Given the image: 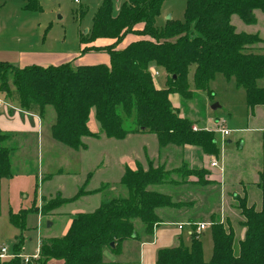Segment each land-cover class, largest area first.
Returning <instances> with one entry per match:
<instances>
[{
    "label": "trees",
    "instance_id": "1",
    "mask_svg": "<svg viewBox=\"0 0 264 264\" xmlns=\"http://www.w3.org/2000/svg\"><path fill=\"white\" fill-rule=\"evenodd\" d=\"M162 1L126 0L112 14L110 1L104 0L93 18L89 35L82 36L80 41L109 39L106 44L82 48L85 52H106L107 64L71 66L70 62H64L18 67L0 62V93L29 112L41 114L46 106H51L52 138L73 150L86 148L84 136L122 139L129 133L147 132L155 134L159 149L167 145H192L217 156L213 132L206 131L204 126L193 130V122L173 107L170 95L189 97L188 74L192 68L197 89L206 88L220 73L234 77L243 87L251 114L255 106L264 105V84H259L264 78V47L261 53L248 51L247 46L256 43L258 37L235 31L230 21L231 15L236 14L244 23H254L253 9L264 13V0H185L183 19H169L165 27L158 28L154 21ZM129 34L139 38L118 47ZM152 65L164 71L163 87H156ZM92 108L99 125L96 132L87 126ZM126 120L130 122L128 126ZM6 138L7 133L0 131V181L11 173L9 148L2 144ZM173 173L179 179L173 181L177 184L190 174L203 182L206 171L184 165L165 170L162 165L153 167L151 162L146 170L139 164L135 169L125 166L118 182L125 194L103 193L97 208L71 217L63 235L42 240L38 252L40 264L48 259L61 260V264H106L104 250L117 253L121 242L137 238L134 219L146 236H151L153 228L162 221L160 210L177 205L171 194L152 186L164 184ZM85 183L71 197L59 193L43 197L40 206L32 209L46 215L52 208L83 194L102 192V187L107 185L85 190ZM257 186L261 195L259 209L254 204L247 205L245 195L238 198L244 233L237 246L233 228L225 227L217 212H213L208 221L212 241L208 261L203 259L200 234L192 225L189 244L157 249L154 264H264L263 176ZM189 221L193 223L192 219ZM12 253L19 254V249ZM16 255L1 264H32Z\"/></svg>",
    "mask_w": 264,
    "mask_h": 264
},
{
    "label": "rangeland",
    "instance_id": "2",
    "mask_svg": "<svg viewBox=\"0 0 264 264\" xmlns=\"http://www.w3.org/2000/svg\"><path fill=\"white\" fill-rule=\"evenodd\" d=\"M103 1L0 0V42L1 45L8 47L6 59H9V63H13L18 54L17 51L32 49L41 53L39 56L30 55V59L37 60V64L40 65L64 62H70L71 66L107 64L109 56L106 52L101 50L85 52L82 48L93 44L103 45L108 43L109 39L100 37L93 41L85 40L84 43L80 41L82 36L89 35L93 18ZM108 1L111 3L112 14H115L126 0ZM184 10L185 0H163L159 14L155 17V26L163 28L169 19L181 21ZM253 13L255 22L252 24L244 23L236 14L231 15L230 21L235 31L255 34L258 37L259 40L248 45L247 50L261 53L264 47V13L260 9H253ZM136 38L139 36L129 34L118 47ZM14 65L18 66V64ZM192 71L193 69L190 68L188 74L189 97L171 94L173 99L171 100L178 102L174 106L179 110V114L191 120L192 126H195L197 130L204 126L206 131L213 132L218 153L217 156H212L218 158V167L210 168L216 172L219 170L220 187H210L211 194L208 196L211 205L219 201L221 212H223V206L229 209L228 215L225 216L218 211L216 216L225 227L230 226L233 230L235 229V236L237 233L238 237L242 228L240 221L243 218L238 207L242 188L257 191L255 184L262 176L264 177V105L255 106L251 114L246 104L243 87L236 83L234 77L227 78L220 73L208 82L206 88L197 89L192 80ZM151 72L156 87H163L166 78L164 71L152 65ZM259 84H264V78L259 80ZM0 96L11 99L1 93ZM90 110L92 112L89 111V113L93 116V108ZM53 118L52 107L46 106L42 111V120L48 122L51 119L50 122H52ZM221 120L225 121L229 129V133L225 136L221 135L216 125L217 121ZM124 123L128 126L130 122L126 120ZM6 133H8L7 138L2 144L9 148L11 173L9 177H4L0 181V246H5L9 253L19 249V254H12L20 259L22 254L32 255L36 252L42 240L60 236L66 229L65 213H68L67 208H69L67 206H80L77 203L60 205L41 216L32 208L40 206L42 189L45 198L56 195L57 190L62 196L69 197L74 195L87 180L85 190L86 187L107 184L102 187V192L87 194L124 195L125 190L118 185V179L125 168L119 163L121 156L136 157L137 153H143L138 160L145 166L144 157L147 162L149 154L157 145L155 134L147 132L131 134L125 141H118L115 138L99 140L94 138L88 142L86 149L79 150H73L55 141L50 137L49 130L44 128L41 131L31 130L22 134L11 131ZM141 145H143L142 148ZM186 146L194 147L192 145L165 146L172 148L171 151H163L160 154V156L167 154L164 160L165 166L192 161L193 158L184 153L183 148ZM163 156L158 160L160 163L163 161ZM203 164L205 163L202 162ZM40 174L43 184L40 181ZM54 189L56 192H52ZM227 189L234 190L232 191L234 196L229 193L226 202L224 196L227 195ZM201 190H204V187ZM49 192L52 193L48 194ZM255 195L258 196L259 201V191L255 192ZM257 198L252 199L256 201ZM98 199L100 198L94 197V203L99 201ZM81 200L82 198L78 199V201ZM91 209L93 206H88L85 211H91ZM210 220L209 217H202L201 221H204L208 228L199 235L205 261L209 260L212 251L208 223ZM48 223L51 224L48 225ZM134 224L137 230L140 229L136 219ZM189 230H191L189 224H184L182 230L172 229L173 232L182 235L184 246L190 242V236L187 234ZM167 237H169L168 233ZM178 244L173 242L171 245ZM235 244L237 246V238ZM120 256L118 252L115 253V258L118 259ZM7 259L9 258L0 259V264ZM41 260L38 256L28 262L40 264ZM45 264H61V260L48 259Z\"/></svg>",
    "mask_w": 264,
    "mask_h": 264
},
{
    "label": "crops",
    "instance_id": "3",
    "mask_svg": "<svg viewBox=\"0 0 264 264\" xmlns=\"http://www.w3.org/2000/svg\"><path fill=\"white\" fill-rule=\"evenodd\" d=\"M7 52H8V47L1 45V42H0V62L9 63V61H8L9 59H6V55H5ZM17 52H18V54L15 57L16 58L15 61H13V63H10V64H13V65L18 64V67H23V66L30 65V64H37L38 61L34 60V59H30V55H34V56L38 55L39 56L41 54L37 50H32V49H23V50H19ZM37 65H40V64H37ZM15 66H17V65H15ZM171 99L172 98L170 95V100ZM0 100L3 103L2 105H0V130L6 131V132L11 131L13 133L22 134V133L29 132L31 130H36V131L40 130L41 131L44 128V130L45 129L49 130V135L52 138L51 124H52L53 120H52V122H50L51 119L48 122H45L44 120H42V113L40 114V113L26 111V110L22 109L21 107H19V105L15 102V100L7 99L4 96H0ZM176 103H178V102L172 101V105L174 108H176L174 106V104H176ZM91 112H92V110H90V113ZM93 112H94V110H93ZM90 113L88 115L87 126L91 132H96L98 130L99 125L94 118V113H93V116H91ZM48 125H49V127H48ZM131 134L134 135L137 133H129L124 138L118 139V141H125L127 139V137H129ZM105 138H107V137H105L104 135H101L99 138H95V139L99 140V139H105ZM91 139H94V138L88 137V136L82 137V141L86 144V147L88 145V142ZM156 144L157 145L154 148V150L149 154V159H147L148 160L147 162H146V157H144L145 158V161H144L145 166H143L142 162L140 160H138V159H140L139 156H143V153H141V154L137 153L136 157H128V156L122 155L119 163L124 165L123 168L125 166H128L131 169H135L137 164H139L144 170H146L148 168V162H151L153 167H157V166L162 165L165 170H174L175 168H179L182 165H184L190 169L196 168V169H201V170L206 171V173H204L202 176L203 182L198 181L196 175L190 174V175L184 176L183 179H181V181H178L180 183L175 184L173 181H176L179 179H177L176 174L173 173L166 180V182L164 184L152 186L153 189H157L159 191H164V192L171 194L173 197L174 203H176L177 205H174L173 207H170V208L160 210V216L162 217V221H160V223L153 228L151 236H149V237L146 236L142 227L139 224L140 229L137 230V238L124 240L119 245L120 247H119L118 253L121 254V256L118 259L115 258V252L113 250H110V249L104 250L103 260L106 264H154L157 249L163 248L164 246L165 247L177 246V245H171L173 242L182 244V235L178 232H173L172 229L175 228L178 230H182L184 224L185 225L189 224L191 226V230H189L187 232V234L190 236L192 233V224L196 223L197 221L198 222H204V221H201L202 217L208 218L209 215L213 212H218V211L221 212L220 208H219V201H217V203L215 205H211V203H210L211 201L209 200V196H208L209 194H211V192H209L210 187H213V186H215V187L219 186L220 187V184H219L220 182L218 179L219 178V176H218L219 170L216 169L217 170V172H216L213 170V168H210L213 166L210 165L209 160L213 156L208 155V154L203 153V152H199L200 150L196 149L195 147L186 146V148H183L184 153L186 154V156H187V154L189 156H191V158H193V160L190 162L183 161V163L181 162L178 164H173L172 166H170V164H169V166L166 167L165 166L166 163L164 162V160H165V155H167V154H164V156L162 155L163 156L162 163H160L158 160H160L162 158V156H160V154L163 153V151L169 152L172 150V148L165 147V148L159 149L157 138H156ZM140 147L142 148L143 145H141ZM174 149H176V148H174ZM200 154H202V156ZM153 156H155V157L152 158ZM154 160H155V162H154ZM195 160L197 162H195ZM202 162L206 164V168H205V164L202 165ZM195 163H198V164L196 165ZM199 163H201V164H199ZM10 167H11V165H10ZM215 168H217V167H215ZM122 174H123V171H122V173L118 179V182H119ZM87 178L89 179V177H87ZM42 180L43 179L41 178V174H40V181L43 184ZM85 181H87V180H85ZM204 181H206L208 183L206 184V183H204ZM84 182H83V184H84ZM255 185H256L255 186L256 190L258 189L257 191H259V194H260V190L257 186V183ZM98 186H95V187L90 186L89 188L86 187V190H93V189L97 188ZM37 187H38V185H37ZM202 187H204V190H201ZM232 191H234V190H231V189L228 190L227 189V195L224 196V198L226 199V202H227L229 193H232L234 196V193ZM257 191L247 190L245 187H243L241 197L245 195V197L247 198L246 200H248L247 202H249L248 204L249 205L254 204L255 208L259 209L260 204H261V195H260V199L258 201V198H257L258 196L255 195V192H257ZM52 192H56V190L54 189V190H52ZM52 192H49L48 194H50ZM57 193L60 194V191L57 190ZM251 194H252V197H251ZM71 196H69V197H71ZM43 197H45V195H44L43 189H42L40 204L42 203ZM62 197H64V196H62ZM94 197H98L101 199V193L100 194L99 193L98 194H87L86 193V194H83L80 197H78L76 200L69 202V203H66V204L77 203L80 206H78V207L77 206L74 207L75 205L67 206L69 208H67L68 213L67 212L65 213V216L67 219L66 229L64 232L61 233V235H63L66 232V230L69 226V223L71 221V217L74 214L79 213V212H91L95 208L98 207L100 199H98L99 201L94 203V201H95ZM250 197H251V199H250ZM79 198H82V200L78 201ZM252 198L253 199L257 198V200L253 201ZM257 202H259L258 205H256ZM205 203H207V206H205ZM83 205H85V206H83ZM88 206H93V209H91V211H85V208ZM228 213H229V209H227V208L225 209V207L223 206V212H221V214L226 216V215H228ZM189 219H192L193 223H191L189 221ZM178 224H181V228H178ZM207 228L208 227H205V229L201 231L202 234H203V231H205ZM201 232H200V234H201ZM234 232H235V229H234ZM167 233L169 234V237H167ZM243 233H244V228L242 227L240 230V235L238 237H237V233H236L237 240H239L243 237ZM153 235H154V237H153ZM39 242H40V240H39ZM39 242H38V244H39Z\"/></svg>",
    "mask_w": 264,
    "mask_h": 264
},
{
    "label": "built area",
    "instance_id": "4",
    "mask_svg": "<svg viewBox=\"0 0 264 264\" xmlns=\"http://www.w3.org/2000/svg\"><path fill=\"white\" fill-rule=\"evenodd\" d=\"M75 2H77L78 0H74ZM2 101L0 100V105H2ZM217 125V128L218 130L220 131L221 135L222 136H225L229 133V129L226 127L225 125V121L224 120H221V121H217L216 123ZM192 129L193 130H196L197 128L195 126H192ZM209 163L211 166L213 167H218V159L215 158V157H212L210 160H209ZM206 227V224L204 222H197L195 224V232L197 234H200V232L202 230H204ZM178 228H181V224H178ZM39 245V244H38ZM38 251H39V246L36 250V252H34L32 255H24L22 254L21 255V258L24 262H28L29 260L31 259H35L38 257ZM14 257V254L12 253H9L8 252V249L5 247V246H0V259H5V258H12Z\"/></svg>",
    "mask_w": 264,
    "mask_h": 264
},
{
    "label": "water",
    "instance_id": "5",
    "mask_svg": "<svg viewBox=\"0 0 264 264\" xmlns=\"http://www.w3.org/2000/svg\"><path fill=\"white\" fill-rule=\"evenodd\" d=\"M49 224H50V223H48V225H49ZM110 245H111V246H113L114 244H113V243H111Z\"/></svg>",
    "mask_w": 264,
    "mask_h": 264
}]
</instances>
